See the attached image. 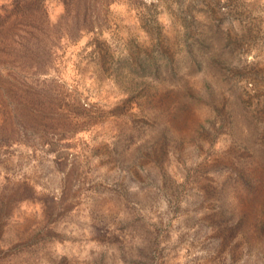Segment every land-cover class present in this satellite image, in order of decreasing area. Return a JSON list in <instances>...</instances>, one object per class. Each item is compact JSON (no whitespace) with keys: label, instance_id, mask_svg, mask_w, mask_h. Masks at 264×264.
<instances>
[{"label":"rangeland","instance_id":"rangeland-1","mask_svg":"<svg viewBox=\"0 0 264 264\" xmlns=\"http://www.w3.org/2000/svg\"><path fill=\"white\" fill-rule=\"evenodd\" d=\"M0 264H264V0H0Z\"/></svg>","mask_w":264,"mask_h":264}]
</instances>
